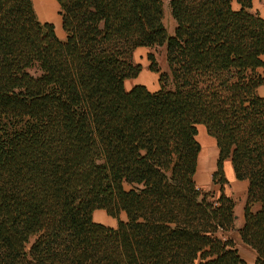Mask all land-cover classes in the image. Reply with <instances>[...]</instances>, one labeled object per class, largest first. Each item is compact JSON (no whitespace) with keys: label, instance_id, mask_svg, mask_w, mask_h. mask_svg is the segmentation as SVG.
Listing matches in <instances>:
<instances>
[{"label":"trees","instance_id":"trees-1","mask_svg":"<svg viewBox=\"0 0 264 264\" xmlns=\"http://www.w3.org/2000/svg\"><path fill=\"white\" fill-rule=\"evenodd\" d=\"M0 0V264H245L223 165L246 181L239 241L264 264V20L252 0ZM153 54L157 91L126 90ZM202 125L218 150L194 182ZM101 210L116 227L93 221ZM124 213L125 220L120 219Z\"/></svg>","mask_w":264,"mask_h":264},{"label":"rangeland","instance_id":"rangeland-1","mask_svg":"<svg viewBox=\"0 0 264 264\" xmlns=\"http://www.w3.org/2000/svg\"><path fill=\"white\" fill-rule=\"evenodd\" d=\"M50 1L53 4L57 5L56 0H50ZM31 2H32L36 17H37L39 22H42L43 19H49V17L51 16V12H50L51 6L47 0H31ZM161 2H162V11H163V24L166 27L167 32L169 34H172L174 31V28H175V23H174L171 15H170L169 0H161ZM52 16L56 20H58L57 23H55V24L53 22L55 33L58 34L59 33L58 30L63 33V31L61 29V18L59 15V9L58 8L52 13ZM49 23H51V22H49ZM150 53L154 55V58H155L157 67L159 69V72L165 71L166 70V64H165V49H164V47H156V48L140 47V48H136L132 52L131 62L135 65L140 66L141 71L138 75V76H140V80L145 77V73L149 75V77L146 78L147 81H145L143 83V86L148 91H152V90L157 91L159 88V85H158L159 73H152L148 70L149 61L147 59V55ZM138 76L134 79H129V80L125 81L124 86H125V89L127 91L130 90L132 87H134V85L136 84V81L138 80ZM198 139H199V141H198ZM196 140H197L198 144L200 145L199 155H200L201 151H203L204 149H209L211 147V145L209 143V142H211L213 145V149L216 150V156L214 157V163L212 165V168L207 169V171H205L204 177L200 178L197 176V168H196V173L194 175V182L199 189L204 190L206 192H209L211 194H214L216 197H218L221 194V191H220L221 186L219 183H215L212 180V174L216 170L215 164H216V160H217V156H218V150L216 148L215 141L212 140V138L207 134L206 129L202 125L197 126ZM206 141H208V142H206ZM213 141H214V143H213ZM201 143H202V145H201ZM205 145H206V147H205ZM199 155H198V157H199ZM197 163H198V161H197ZM231 176L232 177L229 178V176L226 173V168H225V171H224L225 183L223 184L222 193L226 197L230 198L233 201V203H234L233 212H234V218H235V223H234L235 230L230 232L229 236L235 242L240 258L243 260H246V250H249V249L240 243L238 234L236 232V230L238 228L242 227L243 222H244L243 208H244V205L246 202V181H238L235 179L233 174ZM100 212H101V210L94 211V213L92 215L94 222L100 223V224L107 226V227H116V220L115 219L106 215V213L104 211H102L101 213ZM121 220H123V221L125 220L124 213H123V217L121 218Z\"/></svg>","mask_w":264,"mask_h":264},{"label":"crops","instance_id":"crops-1","mask_svg":"<svg viewBox=\"0 0 264 264\" xmlns=\"http://www.w3.org/2000/svg\"><path fill=\"white\" fill-rule=\"evenodd\" d=\"M49 3H50V12H51V16L49 17V19H43V21L41 23H44V22H51L53 24L57 23L58 20H56L53 16H52V13L58 8L59 9V6L58 4L55 5L53 4L50 0H47ZM48 6V5H47ZM250 11L254 14H257L261 19L264 20V0H252V6H251V9ZM59 29V28H58ZM55 31V29H54ZM58 34H56V36L58 37V39L60 40H64L65 38V35L60 32L58 30ZM140 48V47H139ZM262 61L264 63V56H262ZM258 73L264 77V70L263 69H259L258 70ZM144 74V73H143ZM149 77L148 74L145 73V77L143 79L140 80V76H138V80L136 81V84L135 85H142L143 86V83L146 80V78ZM134 85V86H135ZM150 92H154V90L150 91ZM258 97L260 98H264V86H260L257 88V91H256ZM225 168H226V173L227 175L229 176V178H231L232 174H233V171H232V167H231V163L229 160H226L224 162V165H223V170L225 171ZM234 175V174H233ZM205 176V175H204ZM247 182H246V192H247ZM102 212V211H101ZM100 212V213H101ZM102 216V215H101ZM125 216V215H124ZM123 217V213L120 215V219ZM243 260V259H242ZM245 262V264H254V261H255V254L251 251V250H246V260H243Z\"/></svg>","mask_w":264,"mask_h":264},{"label":"bare ground","instance_id":"bare-ground-1","mask_svg":"<svg viewBox=\"0 0 264 264\" xmlns=\"http://www.w3.org/2000/svg\"><path fill=\"white\" fill-rule=\"evenodd\" d=\"M198 141H199V139H198ZM208 141H206V142H208ZM209 143H210L211 147L209 149H204L203 151H201V153L198 157L197 176L200 178L204 177L205 171H207V169L212 168V165L214 163V157L216 156V150L213 149L212 143L211 142H209ZM213 143H214V141H213ZM201 145H202V143H201ZM205 147H206V145H205Z\"/></svg>","mask_w":264,"mask_h":264}]
</instances>
